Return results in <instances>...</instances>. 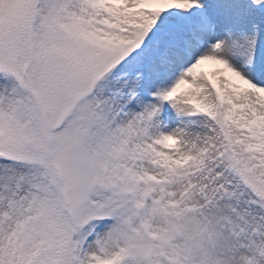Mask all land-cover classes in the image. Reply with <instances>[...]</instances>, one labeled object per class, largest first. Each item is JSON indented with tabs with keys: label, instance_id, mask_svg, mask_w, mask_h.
<instances>
[{
	"label": "snow or ice",
	"instance_id": "1",
	"mask_svg": "<svg viewBox=\"0 0 264 264\" xmlns=\"http://www.w3.org/2000/svg\"><path fill=\"white\" fill-rule=\"evenodd\" d=\"M0 264H264V0H0Z\"/></svg>",
	"mask_w": 264,
	"mask_h": 264
}]
</instances>
